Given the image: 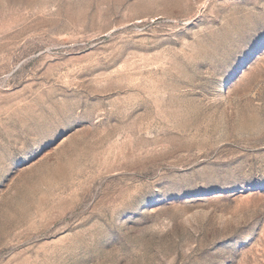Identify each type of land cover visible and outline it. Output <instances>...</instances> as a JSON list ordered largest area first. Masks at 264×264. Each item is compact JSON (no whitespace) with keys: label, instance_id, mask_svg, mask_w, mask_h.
Masks as SVG:
<instances>
[{"label":"rangeland","instance_id":"374dc122","mask_svg":"<svg viewBox=\"0 0 264 264\" xmlns=\"http://www.w3.org/2000/svg\"><path fill=\"white\" fill-rule=\"evenodd\" d=\"M0 264H264V0H0Z\"/></svg>","mask_w":264,"mask_h":264},{"label":"snow or ice","instance_id":"6c2138e0","mask_svg":"<svg viewBox=\"0 0 264 264\" xmlns=\"http://www.w3.org/2000/svg\"><path fill=\"white\" fill-rule=\"evenodd\" d=\"M3 173V162H0V174Z\"/></svg>","mask_w":264,"mask_h":264}]
</instances>
